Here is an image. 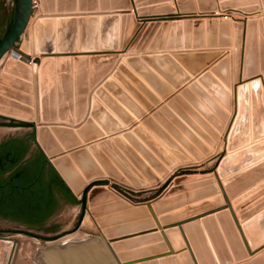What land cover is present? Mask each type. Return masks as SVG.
<instances>
[{"label":"water","instance_id":"obj_1","mask_svg":"<svg viewBox=\"0 0 264 264\" xmlns=\"http://www.w3.org/2000/svg\"><path fill=\"white\" fill-rule=\"evenodd\" d=\"M165 1L135 0L133 4L131 0H16L14 24L0 42V62L9 50L16 48L19 41H22L19 48L35 58L32 60V68L27 66L25 59L17 62L12 56L7 60L4 73L0 74V118L31 127L34 141L45 157V162L52 166L72 196L79 201L83 198L85 189L94 182L102 181L99 176L104 174L117 179L127 177L139 185L145 183V179L127 161L125 154L149 180L158 179L130 149L131 146L158 173L166 171L133 137L136 135L152 149L156 148V144L142 127L134 129V134L112 137V142L104 139L105 134L111 137L112 133L123 129L112 112L127 124L134 122V118L125 112L108 91L114 94L119 92L118 98L130 107L134 115H142L141 109L115 86V80H122L121 72L129 73L131 67L138 70L140 75L142 71L145 77L151 76L153 72L146 64L149 63L156 70L155 74L166 78L170 85L178 87L190 80V73L197 74L215 60L219 56L218 50L220 52L233 45L235 59H238L243 44L241 79L243 82L249 81L261 72L264 81V18L260 21V36L258 24L253 20L245 22V26L241 22L232 24L227 20L210 19L204 22L200 18L208 17V12L215 11L217 3L216 0H198L200 18L193 24L190 21L182 24L181 19L190 17L168 12L165 7L167 2L162 4ZM219 1L222 11L236 8L250 14L258 9V0ZM34 2L42 4L45 14L38 15L35 21H29ZM176 3L181 13L193 10V6L190 7L193 0H176ZM260 4L264 9V0H260ZM132 7L137 18H142V22L154 17L158 20L148 28L147 32L151 30V34L144 46L138 47L141 50L147 47L149 51L167 48L169 52H175L174 57L161 51L143 58L128 55L124 62L116 64V58L112 54L123 49L130 35L139 29L138 22L130 14ZM160 21L164 23L161 24ZM171 21L174 23H169ZM144 30L145 28L139 30L137 36H141ZM183 33L187 36L186 45H189L192 34L194 46L205 44L211 51L178 53L183 45ZM56 53L60 56L54 59L53 55ZM87 54L92 56L88 58ZM36 55L46 57L40 62ZM230 60L229 57L221 59L209 71H203L198 82H191L190 88L183 89L182 92L188 95L190 90H194L206 97L222 120H226L227 115L215 105L200 85L229 107L228 91L224 85L230 86ZM171 69L175 72L174 79ZM154 77L155 75L152 78ZM170 85H165L159 91L160 94L171 92ZM238 93L239 111L227 144V150L234 153L225 157L219 166L221 177L235 175L225 184L228 197L233 199L232 207L229 203L227 206L212 204L182 213L183 210L176 209L179 205L166 203H155L156 212L150 203L128 210H125L126 205L122 201L96 206L101 200L111 198L112 194L105 188L93 186L88 191L87 203L94 207L92 209L94 216L98 218L99 227L95 226L98 233H87V237L77 243H46L44 249L39 251L36 263L264 264V181L249 191L245 188L258 181L259 177L264 178V164L255 165L264 159V140H259L264 135L263 86L259 81H253L250 87L243 83ZM34 102L36 115L31 114ZM146 104L145 102L144 105ZM23 111L29 114H24ZM13 113L14 117H10ZM151 122V119L146 120L143 126L156 132ZM220 122L214 124L219 131L223 129ZM98 127L105 131H100ZM31 130L26 127L4 136L0 141L10 137L26 138ZM251 134L255 140L252 146ZM100 138H103L102 141H97ZM96 142L99 144L95 145ZM83 144L88 149H84L86 147ZM242 148H245L242 153L235 152ZM156 152L164 164L173 166L171 158L164 157L157 150ZM38 153L39 150L31 151L27 157H34ZM250 166L254 173L250 175L251 171L246 172L244 175H250L247 178L249 180L242 182L243 173L240 172ZM54 193L58 208L44 228L63 229L86 217V209L82 215V205L77 200L71 201L63 197L60 187L55 186ZM251 201L253 202L249 204ZM119 210L118 214L109 215L110 212ZM234 210L238 211L237 214ZM202 224L205 227L203 230L198 228ZM0 226L27 227L20 222L6 221V218H0ZM188 229H193L198 234L194 241L189 238ZM171 235L180 237L181 244L178 248L171 243ZM153 242L156 244L147 253L127 261H123L119 255L115 256L116 244H126V250L134 251ZM178 254L180 257L184 256L181 258L182 262L176 260Z\"/></svg>","mask_w":264,"mask_h":264},{"label":"rangeland","instance_id":"obj_2","mask_svg":"<svg viewBox=\"0 0 264 264\" xmlns=\"http://www.w3.org/2000/svg\"><path fill=\"white\" fill-rule=\"evenodd\" d=\"M131 1L134 4L135 0H131ZM166 2H168V3H166ZM219 2H220L219 0H216L217 9H218L217 13L218 14L216 13L212 17L210 15H206L208 17H203V18H200L201 11H199L200 7L198 4V0H193L192 5L190 6V7L193 6V10L191 11V9H190V10L186 11L187 13L186 12H184V13L180 12V10L177 6L176 0H166L165 2H162V4L166 3L165 7H166V10H168V12H174L175 14H180L183 17H185V16L190 17V18H186L187 20L186 19L181 20L182 24L184 23V21H190L193 24L199 18L202 19L204 22H206L210 19L216 20V21L222 20L226 16L227 12H233L236 9V8L235 9H228L226 11H222L219 7V4H220ZM159 4H161V3H159ZM16 5H17L16 0H0V40H2L8 34L12 25L14 24L15 17H16ZM37 7H38L37 8L38 10L33 11V14H32L33 20L36 19V17L38 16L39 13H41L40 12L41 7H39V6H37ZM130 12H131L130 14L135 18L134 19L135 22H138L140 28L143 27L144 24L149 25V26H147L145 28V30L141 36H139V35L137 36V34L139 33V30L138 29L135 30V32H133L130 35L129 40H128L127 44L125 45V47L123 49H118V52L115 53L116 56L119 57L118 63L124 62L125 57H127L128 55H131L132 57L137 56L139 58H143L144 56H146L148 54L160 53L161 51L164 53H169V55L174 57L173 54L175 52H169V50H167V48H165L161 51H157V50L149 51L148 48L146 47L145 49L141 50V47L144 46L145 41L148 39V37L151 34V30H149L147 32L148 28H150V26H151L150 24L151 23H157V22L156 21L152 22V20H149L147 23L142 22L140 20L142 18H137L136 11L134 10L133 7L130 9ZM236 12L242 13L243 11H236ZM223 14H224V16H223ZM230 15H232V14H230ZM230 15H227L228 19H230V17H231ZM243 16H245V15H239V16L232 15L233 18L230 20L232 23H235L236 18L237 19L239 18L242 20L246 18V16L245 17H243ZM234 17H236V18H234ZM145 18H147V16ZM246 19H248V18H246ZM162 23H164V22L161 21V24ZM169 23L173 24L174 22L171 21ZM205 37H206V35H205ZM189 39H190L189 45L188 44L186 45L187 36L185 33H183V42H182L183 45L178 50V53H184L186 51H192V52H200V51L210 52L211 51L205 44L202 46H194L193 41H192V34L190 35ZM205 41H206V39H205ZM21 43H22V41L18 42L17 48H19ZM139 45L141 47H138ZM231 47L233 48L234 46L232 45L228 48H231ZM216 49H220V48L216 47ZM223 50L225 52V53L223 52V55L230 57L232 52L228 49L227 50L223 49ZM223 50H221V51H223ZM217 53H219V56L216 59L220 60V59L224 58V57L221 58V52H219V50ZM12 56H14V59L17 62H21L25 59L22 56H20L18 53L12 52V53H10V55L6 56V58L4 59V62H6ZM121 56H124L123 59H120ZM27 63H29V62L27 61ZM143 63H146V61L143 60ZM146 64L148 65V68L153 72L152 75L153 76L155 75L154 78H152L153 77L152 75L151 76L147 75L145 77L144 75H142L141 70H140L141 71V75H140L138 70L129 67V73L121 72L122 80L121 81L115 80V86L119 89V91H122L127 96V99H129L134 105H137L138 107H143V106H145L144 105L145 102L149 101L153 107H157L160 104V102L163 100V99L161 100V95H160L159 91L163 90L165 85H170V83L168 82V80L166 78H164L162 76L160 77V75L155 74V73H157L156 70L152 66H150L149 63H146ZM146 64H145V66H146ZM2 67H3V65L0 66V74H1V71H3ZM170 71L174 72V69H172ZM196 79H197V76L192 77V80H196ZM195 82H198V81H195ZM190 83H189V85H190ZM189 85L188 84L183 85V87H181L179 89L178 93L176 95H174L175 97L173 98V100L170 99L167 102L164 101L165 103L162 106L160 112L155 113L153 115V119H152L151 124L154 128H157L156 125H157V123H159V125L166 124L167 125L166 128H168L170 130L171 129L174 130V132H172V131L170 132V131L166 130L168 135L172 138L173 141L170 140V138H168L164 132H161L160 129H157L159 135L154 130L149 129L151 131L153 137L156 138L158 143L162 146V147H160L159 145L156 144L155 149L164 157L171 158L169 154H172L174 156V159H173L174 164H173V166H171L172 169L169 168L170 167L169 164H164L163 167L166 171L163 173H158V171L155 170L154 167L150 163H148V161L136 149H134L132 147L135 150V152L137 153V155H139V157L144 162L145 167H147L151 170L149 172L150 173L153 172V174L156 177H158V179L149 180V178H147L137 168V166L132 161L131 162L129 161L130 164L133 163V164H131L132 167L134 169H136V171L138 173H140V175L145 179L146 185L145 186H139V184L135 185V183L132 180L128 179L127 177H125V180H126L125 183H127V185L130 187H134L135 190L130 189L129 187L125 188L127 186L120 185V184L126 185L122 181V180H124V178H122L121 180L120 179L116 180V182L110 181V180L98 181L99 183L96 186H105L103 188H105L107 191H109L112 195H111V198H109L108 200H105V199L101 200L99 203L96 204V206H98V205L99 206H105L106 204H111V203L116 202V201H122L126 205L125 210L134 208V206H132V207L129 206L124 200H119L118 196H116L115 193H113L112 188H114L116 191L118 190L119 192H121V194H123L124 196L129 198L134 203H143V202H148V201L153 202L154 199L156 198L157 200L161 199L158 203L177 204V205H179V207H177L176 209H180V211L183 210L182 213H186V211L189 209L203 208V207H207L208 205L211 206L212 204L213 205H215V204L224 205L222 194H220V190H219V187L216 184V182L218 183V181H219L225 187L227 180H229L230 178H234L235 175H231V176H228L225 178L221 177L219 175V166L225 157L232 155L234 152L230 153L226 147L227 146L226 140L228 139L229 135L226 137L225 135H223L222 130L221 131L216 130L220 135H222L221 136L222 140H221V139H219V136L217 135L216 132L210 131L208 129L207 126L209 124L207 123L208 120H206V119L210 120L211 119L210 115L214 114L215 116H217V113L212 108V106H210V103L208 102L206 97H204L200 93H197L194 90H190V93L188 95H185L182 93L183 88L184 89L190 88ZM174 87H176V86H174ZM200 87L207 94L208 97L211 96L212 98L214 97L213 99L216 98L203 85H200ZM108 93L117 102H119V104H121L123 106V107L121 106L122 108H126V109L129 108V106L125 105L118 98L119 92L117 94H114L113 92L108 91ZM159 98H160V100H159ZM32 110L35 111V106H32ZM224 111H228V116H227V120L225 122L226 124L223 125V122L225 120H223V122H222L223 128L225 126L226 127L228 126V118L230 115L229 109H225ZM146 112H149V111L146 110ZM22 113H25V112H22ZM2 114H5V113H2ZM31 114L34 115V113H31ZM147 114H146V117L152 115V113H150L149 115H147ZM144 117L139 119L138 121H136V124H140V121H144L145 119H147L146 117L145 118ZM11 123H13V122H6L5 120L0 118V139L3 138L4 136L8 135V134L12 135V134L26 128L24 126H21L22 124H15V123H13V124L16 126H9V124H11ZM232 126H233V124L230 127L232 128ZM250 126L252 128L251 119H250ZM229 134H230V132H229ZM207 136L208 137L210 136L209 138H211V139H209ZM215 136H216V138H215ZM217 138L219 139V141ZM140 140H142V139H140ZM259 140H264V135L261 136L259 138ZM142 142L146 145L147 149L153 155H155L157 158H159L155 149H152L151 147L147 146L148 144L145 141L142 140ZM217 142H218V144H217ZM176 143L179 145V147H177ZM254 143H255V140L253 139V137H251L250 145L252 146ZM209 144L211 146H208ZM219 144H221V145H219ZM129 145H131V144H129ZM171 145H173V146H171ZM31 149L32 150H30V152L38 150L36 147H33V146L31 147ZM244 150H245V148H242V149L236 150L235 152L236 153L237 152L242 153ZM263 151H264V148L262 147V152ZM125 156L129 159V157L126 154H125ZM178 162H180V163L177 165ZM262 164H264V159L259 161L255 165L260 166ZM167 168H169V169H167ZM253 170L254 169L250 166V167H245L240 172V173H243V174H241V175H243V177L241 179V180H243L242 182H246L249 180L247 178L251 175V173H254ZM248 171H251L250 175H244ZM205 175H211V176H205ZM214 177H215V179L218 178L217 179L218 181H216L214 179ZM259 179H258V181L256 180L257 183L255 182V183L249 185L248 187H245V188H247L246 190L249 191L250 189H252V187L258 186L260 183H262L264 181V178H262V176L259 177ZM151 187H152V190L146 191L147 189H149ZM143 190H145V191H143ZM225 191H226V189H225ZM219 198H221V199H219ZM229 200H230V202L233 201V199H230V198H229ZM252 202L253 201L249 202V204H251ZM92 207L93 206H90V204L88 202L87 207H86V217L78 220L77 222H75V223H73V224H71V225H69L63 229H46V228L34 229V228H30V227L0 226V231L3 233L2 237H4V238L5 237L10 238V237L20 236V237H25V238H29V239L30 238H36L37 239L38 237H43V238H47L51 241L52 240L61 241V240L69 239V238L86 237L87 233H98V230L95 227V226H98L97 225L98 218L94 216V214L92 212ZM145 209H147V208L145 207ZM234 211H235V214H237L238 211L237 210H234ZM119 212H120V210L119 211H113V212H110L109 215L118 214ZM88 214L93 215V217L96 221L95 224H94V222H92L91 225L93 227L90 226L91 229L89 228V226H85V224H83V221L85 220V218H87L89 216ZM90 219L92 220L91 217H90ZM82 227H83V229H82ZM33 253H34V251L29 252L28 256L23 255L22 257H24V259H22L23 260L22 264H36L34 262L33 257H32ZM18 257L15 261V264H18V262L20 261V257L19 258ZM1 259H2L1 264H6V262L8 263V261H9V260H7V259H9V257L1 258Z\"/></svg>","mask_w":264,"mask_h":264},{"label":"flooded vegetation","instance_id":"obj_3","mask_svg":"<svg viewBox=\"0 0 264 264\" xmlns=\"http://www.w3.org/2000/svg\"><path fill=\"white\" fill-rule=\"evenodd\" d=\"M27 127L31 130L30 126ZM32 146L36 147L40 153L28 158ZM4 150L11 155L4 158L1 155ZM22 151L24 152L22 158L13 164V159ZM0 153V218H6V221L10 222H20L34 229H43L58 208L54 193L55 186L63 191V197L74 201L58 182L60 178L52 166L45 162V157L34 141L32 130L26 138L10 137L1 140ZM2 235L0 231V241L3 239ZM83 239L85 237L60 239L61 241H51L43 237L35 238L38 247L32 256L34 262L36 263L39 248L45 247L46 243H77ZM1 262L0 258V264Z\"/></svg>","mask_w":264,"mask_h":264},{"label":"bare ground","instance_id":"obj_4","mask_svg":"<svg viewBox=\"0 0 264 264\" xmlns=\"http://www.w3.org/2000/svg\"><path fill=\"white\" fill-rule=\"evenodd\" d=\"M35 1V0H34ZM35 4H34V6H33V10H32V12L33 11H35V10H38L37 8V6H39V7H41V10H42V4H37L36 2H34ZM220 7V6H219ZM40 10V12L41 13H39L38 15H44L45 13L43 12V10L41 11ZM236 10H238V11H243V10H241V9H236ZM200 11V10H199ZM217 11H218V9H216L215 11H213V12H208V14L207 15H210L211 17L213 16V15H215L216 13H217ZM235 11V10H234ZM227 12L226 13V16L227 15H230V14H232V15H236V16H239V15H247L246 14V12L245 11H243L242 13L241 12ZM176 12V11H175ZM245 12V13H244ZM131 13V12H130ZM187 13V12H186ZM193 13V12H192ZM202 14H204V13H202ZM218 14V13H217ZM249 15V14H248ZM204 16V15H203ZM224 16V15H223ZM234 18H236V17H234ZM243 18V17H242ZM228 19V17L226 18V17H224L223 18V20H227ZM33 20V18L31 17L30 18V20L29 21H32ZM35 20H37V17H36V19H34L33 21H35ZM148 20V19H147ZM150 20H152V22H157L158 20H156V18L154 17L153 19H150ZM182 20V19H181ZM187 20V19H186ZM251 20V19H250ZM142 21V20H141ZM149 21V20H148ZM148 21H145V23H147ZM161 22V21H160ZM163 22V21H162ZM237 22H241V24H245V22H247V20H239V19H237L236 18V20H235V23H237ZM232 23V22H231ZM156 23H151L150 25H155ZM147 26H149V25H143V27H141L140 28V26H139V29L138 30H141V29H143V28H146ZM22 38H23V35H22ZM242 48H243V44H242V47H241V54H242ZM228 50H230L231 52H232V55L234 54L233 53V48L231 47V48H227ZM227 49H225V50H227ZM12 52H16V53H18L20 56H22L23 58H25L29 63H27V61H26V63H27V66L29 65V67L30 68H32V66H33V64H32V60L35 58V56L34 55H29L27 52H25L24 50L22 51L20 48H17V46H16V48H13V49H11V50H9L6 54H5V56L2 58V60H1V62H0V66L1 65H3V67H2V70H3V68L5 67V64H6V62H4V59L6 58V56H8V55H10V53H12ZM221 52V55H222V52H224V50L223 51H220ZM97 53H100V51L99 52H97ZM225 53V52H224ZM78 54V53H77ZM112 55H114L115 56V58H116V64L118 63L117 62V56H116V54L114 53V54H112ZM41 56V57H40ZM60 55H58L57 53L56 54H54L53 55V57H54V59H56L57 57H59ZM92 56V54H87V57L88 58H90ZM36 57H39L40 58V62H42L43 61V59H44V57H46L45 55H36ZM123 57L124 56H121L120 57V59H123ZM231 57V56H230ZM229 57V58H230ZM43 58V59H42ZM241 58H242V56H241ZM231 59H232V57H231ZM221 60V59H220ZM3 62V63H2ZM232 63V62H231ZM37 72H38V68H37V70H36ZM3 73H4V71H2ZM1 72V73H2ZM260 78H261V76H260ZM243 81V80H242ZM241 81V82H242ZM32 82V85L34 84V82H33V80L31 81ZM252 82L253 81H251V84H252ZM235 83V82H234ZM241 84H243V83H239L238 85H234L233 86V84H232V89L230 88V90H231V96H232V100L233 101H231V104H230V111L231 112H233L232 113V118L231 119H228V126L227 127H225L224 129H226V130H224V132H223V134L227 137L228 136V132H229V130H230V126L233 124V122L235 121L234 119H236V117H237V115H238V111H239V99H238V91H239V89H240V87H241ZM245 84V83H244ZM262 84V83H261ZM240 85V87H239V89H238V86ZM263 85V84H262ZM251 86V85H250ZM264 86V85H263ZM174 93H172L171 95H173ZM32 96H33V98H34V100H35V92L33 91V93H32ZM174 96V95H173ZM169 99V98H168ZM249 99L251 100V95L249 96ZM166 102H167V99L165 100ZM263 101H264V99H263ZM251 104H250V101H249V110H250V115H251V106H250ZM33 106H35V111H33L32 110V113H34V115H36V104H35V102L33 103ZM31 109H32V107H31ZM225 109H228L227 107H225ZM23 112H25V111H23ZM155 113H158V112H153L152 113V117H153V115L155 114ZM2 114V113H1ZM24 114H29V113H27V112H25ZM5 115L7 116L8 114H6L5 113ZM10 115V114H9ZM13 116H11L10 115V117H14V114H12ZM143 118V117H142ZM34 119H36V117H34ZM18 120V119H17ZM146 120V119H145ZM145 120L144 121H142V123H144L145 122ZM136 123V122H135ZM232 129V128H231ZM231 132V131H230ZM220 136H222V135H220ZM224 136V137H225ZM109 137V136H108ZM229 137V136H228ZM106 139H108L107 137H106ZM218 139V138H217ZM219 139H221V137H219ZM219 139H218V141H219ZM227 139V138H226ZM222 140V139H221ZM220 140V141H221ZM227 141V140H226ZM217 144H218V142H217ZM219 145H221V144H219ZM209 146V145H208ZM218 146V145H217ZM216 146V147H217ZM219 147V146H218ZM205 157V156H204ZM172 168V167H171ZM99 177H101L102 179V181H104V180H110V181H115L116 182V180H119V179H117V178H113V177H109V175H107V174H104V175H102V176H99ZM108 178H110V179H108ZM157 178V177H156ZM214 179H215V177H214ZM218 179V178H217ZM217 179H215L216 181H218ZM121 180V179H120ZM123 181V183H125V178H124V180H122ZM121 182V181H120ZM126 185H124V184H120V185H122V186H127V187H125V188H130V189H133V190H135V188L134 187H130V186H128L127 185V183H125ZM216 184L218 185V187H219V190H220V194H222V198H223V201H224V205L223 206H227V203H229L230 205H231V207H232V202H230V200H229V197H228V195H227V193H226V191H225V187L223 186V184H221L219 181H218V183L216 182ZM136 185V184H135ZM146 184L144 183V184H140L139 186H145ZM95 187H96V185H95ZM102 187H105V186H102ZM98 188H100V187H98ZM112 190H113V193H115V195L116 196H118V198H119V200H124L129 206H134V207H136V206H138V205H140V204H143V206H146V204L147 203H150L151 204V206H152V208L155 210V203H157V204H160V203H158V201L159 200H154L153 202H143V203H134L133 201H131L129 198H127L126 196H124L123 194H121V192H119L118 190L116 191L114 188H112ZM149 190H152V187L151 188H149V189H147L146 191H149ZM143 191H145V190H143ZM135 194V193H134ZM217 195V194H216ZM219 199H221V198H219ZM217 201V200H216ZM215 202V201H214ZM222 203V202H221ZM155 204V205H154ZM160 207V206H159ZM94 208V207H93ZM145 208V207H144ZM89 212V211H88ZM92 212H93V209H92ZM155 212H156V210H155ZM89 215V214H88ZM157 216H158V214H157ZM90 217L92 218V220L90 219ZM92 222H94V224H95V219H94V217H93V215H89L87 218H85V220L83 221V224H85V226H89V228H90V226L91 227H93L91 224H92ZM97 225H98V220H97ZM97 227V226H96ZM99 227V226H98ZM201 227V229L203 230L205 227H204V225L202 224V225H200L198 228H200ZM85 228V227H84ZM82 229H83V227H82ZM86 229V228H85ZM84 229V230H85ZM88 229V228H87ZM91 229V228H90ZM99 229H101V228H99ZM89 230V229H88ZM87 231V230H86ZM101 231H102V229H101ZM188 236H189V238H191V240H195L196 239V236H198V234L197 233H194L193 232V229H188ZM196 232V231H195ZM200 232V231H199ZM198 232V233H199ZM196 234V235H195ZM70 239V238H69ZM170 239H171V243L174 245V247L175 248H178L179 246H180V244H181V239H180V237H177V236H175V235H171L170 236ZM2 241H0V258H7V257H9V259H7V260H9L8 261V264H15V261H16V259H17V257L19 256L20 257V261L18 262V264H22V259H24V257H22L23 255H27L28 256V253L29 252H32V251H34L35 253H36V248L38 247L37 246V244H36V242H35V240L34 239H29V238H25V237H20V236H16V237H12V238H4V239H1ZM57 243V242H56ZM154 243L156 244V242H153V243H149V244H146V245H144L145 247H142L141 249H138V250H134V251H129V250H126L125 249V246H126V244H116V254H115V256L116 257H118L117 255H119V257L123 260V261H127L129 258H132V257H136V256H140V255H142V254H145V253H147V251L150 249V248H153V247H151L152 245H154ZM58 244V243H57ZM40 250H38V252L39 251H41V250H43L44 249V247H41V248H39ZM185 249L186 250H188V247L187 246H185ZM12 251V253L10 254V252ZM22 251V252H21ZM9 254H10V256H9ZM14 255V256H13ZM18 257V258H19ZM181 258H184V256H182V257H180V255L178 254L177 256H176V260H179L180 262H182V259ZM168 259V258H167ZM159 261V260H158ZM6 264H7V262H6ZM121 264H124V263H122L121 262ZM204 264V263H203Z\"/></svg>","mask_w":264,"mask_h":264},{"label":"crops","instance_id":"obj_5","mask_svg":"<svg viewBox=\"0 0 264 264\" xmlns=\"http://www.w3.org/2000/svg\"><path fill=\"white\" fill-rule=\"evenodd\" d=\"M168 3V2H167ZM218 3V2H217ZM220 3V2H219ZM257 7H258V9L256 10V11H254L253 13H248L247 15H246V18H248V19H243V20H253V21H255V22H257V24H258V35L260 36V21L264 18V9L263 8H261V4H260V0H258V4H257ZM134 8V7H133ZM236 10V9H235ZM236 11H238V10H236ZM224 15V14H223ZM243 17H245V16H243ZM233 17H230V19H232ZM230 19H228L227 21H229V22H231V20ZM239 19V18H238ZM223 20V19H222ZM239 20H241L242 21V19H239ZM233 24V23H232ZM243 26H245V24H243ZM260 52H261V49H260V47H259V50H258V53H259V57H260ZM233 53H234V47H233ZM230 54V53H229ZM231 57H232V59H231V57H230V61H229V64H230V66H229V73H230V77H231V81H230V86H226V85H224L225 87H226V89H227V91H228V100H227V103L229 104V107H228V109L230 110V104H231V101H233L232 100V96H231V90H230V88L232 87V84H233V86L235 85H238L239 83H245L246 85H248L249 87H250V85H251V81H259V82H261L263 85H264V81H263V78H262V76H261V72H259L254 78H251L249 81H246V82H243L242 81V79H241V70H242V58H241V56L243 57V48H242V54H241V50H240V52L238 53V59H235V53L232 55V53H231V55H230ZM222 57H229V56H224L223 55V52H222V55H221V58ZM118 58L119 57H117V62H118ZM223 59V58H222ZM218 61H221V60H218V59H216V60H213L211 63H209V65H207L206 67H204L203 69L204 70H202L201 69V71H199L197 74H192V73H190V80H188L187 82H184L181 86H178V87H174L173 85H170V87L172 88V90H171V92H169L168 94H166V95H161V102H160V104L157 106V107H153L152 106V104L149 102V101H146V103L148 104H146L145 106H143V107H139L140 109H141V111H142V115L141 116H136V115H134V113H133V111L130 109V107L128 108V109H126V108H123L124 110H125V112L126 113H128L130 116H132L133 118H134V122H132V123H130V124H127V123H125L122 119H120V117L118 116V115H116V113H114V112H112L113 114L112 115H114L119 121V123L122 125V128L123 129H121V130H119V131H117V132H114V133H112L111 135V137H108L107 136V134H105L104 135V139L107 137L108 138V140L107 141H110V142H112L113 141V138L112 137H116V136H118V137H122L123 136V134H134V129H136V128H138V127H142V129L144 130V132L146 133V134H148L149 135V137L154 141V143L155 144H157V145H159L160 147H162L159 143H158V141H157V139L156 138H154L153 137V135H152V133H151V131L149 130V128H147V127H144L143 126V123H142V121H140V124H136L135 122L136 121H138L139 119H141L142 117H146V114L147 115H149L150 113H153L154 111L155 112H160V110H161V108H162V106L164 105V103L166 102L165 100L167 99V101H169L170 99H172L173 100V98L175 97V96H173V95H176L177 93H178V91H179V89L181 88V87H183V85H185V84H188L189 85V83L190 82H194V81H198L197 79H198V77L201 75V73H203V71H205L206 69H208V71L210 70V68H212L213 66H215V64L218 62ZM232 62V63H231ZM120 63H122V62H120ZM172 70V69H171ZM2 72V71H1ZM171 72V71H170ZM171 73H173V76H172V78L174 79V73L175 72H171ZM189 73V72H188ZM233 73H234V77H233ZM195 76H197V79L196 80H192V77H195ZM237 76V77H236ZM260 76H261V78H260ZM242 81V82H241ZM235 82V83H234ZM262 85V86H263ZM239 87H240V85L238 86V89H239ZM184 89V88H183ZM232 89V88H231ZM239 92V91H238ZM172 93H174L173 95H171ZM169 98V99H168ZM214 98V97H213ZM211 96H210V99L211 100H213V102L215 103V105L217 106V107H219L227 116H228V111H224L225 110V105L222 103V101H220L219 99H213ZM165 99V100H164ZM238 99H239V93H238ZM263 99H264V86H263ZM159 100H160V98H159ZM165 101V102H164ZM249 101H250V104H251V100L249 99ZM119 103V102H118ZM227 104V105H228ZM120 106H122L121 104H119ZM251 106V105H250ZM123 107V106H122ZM148 110L149 112H146V110ZM111 111V110H110ZM217 113V112H216ZM232 113L233 112H231L230 111V115H229V118L228 119H231L232 118ZM152 116V115H151ZM151 116H148V117H146L147 119L146 120H149V119H153V117H151ZM211 116V119L209 120V119H206V120H208L207 121V123L209 124H207L208 126V129L210 130V131H214V132H216L217 133V135L219 136V137H221L220 136V134L216 131V130H218L217 128H216V126L214 125V124H216L217 122L219 123L220 121V123L222 124V122H223V120H222V118H221V116L217 113V116H215L214 114H211L210 115ZM144 117V118H145ZM205 119V118H204ZM250 119H251V115H250ZM145 120V121H146ZM227 120V119H226ZM226 120L223 122V125L224 124H226L225 122H226ZM6 121V120H5ZM6 122H8V121H6ZM142 123V124H141ZM110 124V123H109ZM76 125V124H75ZM169 125V124H168ZM212 125V126H211ZM157 128H156V130L157 129H160L161 130V132H164L165 134H166V136L168 137V138H170V140H172V138L168 135V133H167V131L166 130H168V131H172V132H174V130L173 129H168V128H166L167 127V125L166 124H162V125H159V123H157ZM223 127V126H222ZM226 127V126H225ZM224 127V128H225ZM99 128V130L100 131H105L103 128H101V127H98ZM222 129V131L224 132V130H226V129ZM74 131H76V130H74ZM219 131V130H218ZM231 131V127H230V130H229V132ZM157 132V134H158V131H156ZM169 132V133H170ZM228 132V133H229ZM159 135V134H158ZM224 135V134H223ZM229 135V134H228ZM133 137L134 138H136L137 140H138V142L140 143V145L154 158V159H156L160 164H162V165H164V162L161 160V159H159V158H157L155 155H153L148 149H147V147H146V145L142 142V140H140V138H138V137H136V135H133ZM208 137V136H207ZM210 137V136H209ZM208 137V138H209ZM251 137H252V134H251ZM216 138V137H215ZM102 139L103 138H100V139H98L97 141H102ZM209 139H211V138H209ZM173 141V140H172ZM127 143V142H126ZM99 144V142H96V144L95 145H98ZM226 144H228V139H227V141H226ZM225 144V145H226ZM127 145H129V143L127 144ZM176 145H177V147H179V145L176 143ZM129 146H131V145H129ZM148 146V145H147ZM171 146H173V145H171ZM209 146H211L210 144H209ZM83 147H86V148H84V149H88L87 147V145H84L83 144ZM227 147V146H226ZM130 149H132L133 150V152L134 153H136L135 152V150L132 148V146L130 147ZM205 153V152H204ZM188 154V153H187ZM136 155H137V153H136ZM170 155V157L172 158V160L174 159V156L172 155V154H169ZM138 157H139V155H137ZM202 156V155H201ZM190 157V156H189ZM140 158V157H139ZM127 159V161L129 162H131V159L129 158H126ZM141 159V158H140ZM188 162V161H187ZM180 162H178L177 163V165L179 164ZM131 164H133V163H131ZM170 169H172L171 167H169ZM169 168H167V169H169ZM168 171V170H167ZM205 176H211V175H205ZM202 177V176H201ZM97 188L98 187H100V188H103L102 186H96ZM145 209V208H144Z\"/></svg>","mask_w":264,"mask_h":264},{"label":"trees","instance_id":"obj_6","mask_svg":"<svg viewBox=\"0 0 264 264\" xmlns=\"http://www.w3.org/2000/svg\"><path fill=\"white\" fill-rule=\"evenodd\" d=\"M0 42H1V40H0ZM9 126H16V125H14L13 123H11V124H9ZM21 126H24V127H27L28 125H21ZM2 153V154H1ZM0 154L4 157V158H6V157H8L9 155H11L8 151H3V152H1ZM23 154H24V152L22 151V152H19L18 153V156H16L14 159H13V164H15L19 159H21L22 158V156H23ZM58 182H60V184L65 188V190L67 191V193H68V195L72 198V200L74 199V201H76V199L72 196V194H71V191L64 185V183L59 179L58 180ZM99 182H94L92 185H90V186H88L86 189H85V191H84V193H83V198L80 200V201H78L81 205H82V208H83V212H82V215L84 214V211H85V209H86V204H87V194H88V191L90 190V188L92 187V186H95V185H97Z\"/></svg>","mask_w":264,"mask_h":264},{"label":"built area","instance_id":"obj_7","mask_svg":"<svg viewBox=\"0 0 264 264\" xmlns=\"http://www.w3.org/2000/svg\"><path fill=\"white\" fill-rule=\"evenodd\" d=\"M227 18V16H225ZM232 17V16H231Z\"/></svg>","mask_w":264,"mask_h":264}]
</instances>
